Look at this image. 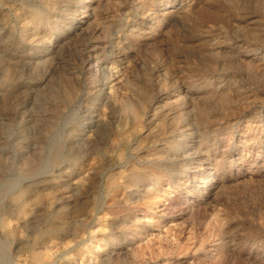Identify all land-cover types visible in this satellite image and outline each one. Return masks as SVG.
Here are the masks:
<instances>
[{
    "label": "rangeland",
    "instance_id": "374dc122",
    "mask_svg": "<svg viewBox=\"0 0 264 264\" xmlns=\"http://www.w3.org/2000/svg\"><path fill=\"white\" fill-rule=\"evenodd\" d=\"M0 264H264V0H0Z\"/></svg>",
    "mask_w": 264,
    "mask_h": 264
},
{
    "label": "bare ground",
    "instance_id": "6f19581e",
    "mask_svg": "<svg viewBox=\"0 0 264 264\" xmlns=\"http://www.w3.org/2000/svg\"><path fill=\"white\" fill-rule=\"evenodd\" d=\"M206 21L208 22H211L213 24H217L218 22H221V20L219 19L218 16H210L208 15L206 18H205ZM227 61V60H226ZM137 112V111H136Z\"/></svg>",
    "mask_w": 264,
    "mask_h": 264
}]
</instances>
